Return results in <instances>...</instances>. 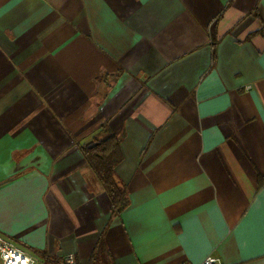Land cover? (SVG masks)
<instances>
[{"label": "crops", "instance_id": "1", "mask_svg": "<svg viewBox=\"0 0 264 264\" xmlns=\"http://www.w3.org/2000/svg\"><path fill=\"white\" fill-rule=\"evenodd\" d=\"M109 219L113 264H264V0H0V239L89 264Z\"/></svg>", "mask_w": 264, "mask_h": 264}, {"label": "trees", "instance_id": "2", "mask_svg": "<svg viewBox=\"0 0 264 264\" xmlns=\"http://www.w3.org/2000/svg\"><path fill=\"white\" fill-rule=\"evenodd\" d=\"M124 133H116L108 122L100 123L93 132L94 143L82 147V152L87 164L95 173L104 187L110 200V215L114 216L127 206V190L119 181L115 173V166L122 159L121 140ZM110 224V219L101 230L89 256V264H113L109 250L105 243V231ZM42 258L45 254L35 252ZM56 264H63L60 260L51 258ZM74 264H78L76 260Z\"/></svg>", "mask_w": 264, "mask_h": 264}, {"label": "built area", "instance_id": "3", "mask_svg": "<svg viewBox=\"0 0 264 264\" xmlns=\"http://www.w3.org/2000/svg\"><path fill=\"white\" fill-rule=\"evenodd\" d=\"M65 264H73L75 259L72 254L64 257ZM38 257L7 239H0V264H36ZM198 264H222L211 255L205 256Z\"/></svg>", "mask_w": 264, "mask_h": 264}, {"label": "rangeland", "instance_id": "4", "mask_svg": "<svg viewBox=\"0 0 264 264\" xmlns=\"http://www.w3.org/2000/svg\"><path fill=\"white\" fill-rule=\"evenodd\" d=\"M36 264H42V262H37ZM46 264V263H45Z\"/></svg>", "mask_w": 264, "mask_h": 264}]
</instances>
